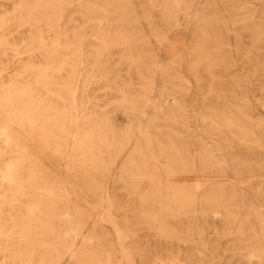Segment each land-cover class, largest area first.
<instances>
[{"label":"rangeland","instance_id":"rangeland-1","mask_svg":"<svg viewBox=\"0 0 264 264\" xmlns=\"http://www.w3.org/2000/svg\"><path fill=\"white\" fill-rule=\"evenodd\" d=\"M119 1L0 0V264H264V0Z\"/></svg>","mask_w":264,"mask_h":264},{"label":"bare ground","instance_id":"bare-ground-1","mask_svg":"<svg viewBox=\"0 0 264 264\" xmlns=\"http://www.w3.org/2000/svg\"><path fill=\"white\" fill-rule=\"evenodd\" d=\"M111 1H112V0H111ZM113 1H114V0H113ZM117 1H119V0H117ZM120 1H122V0H120ZM120 1H119V2H120ZM173 1H174V0H173ZM196 1H197V2H196ZM202 1H203V0H202ZM217 1H218V0H217ZM254 1H255V0H254ZM257 1H258V0H257ZM163 2H164V1H163ZM205 2H206V0H205ZM227 2H228V1H227ZM237 2H238V1H237ZM116 3H117V2H116ZM172 3H173V2H172ZM177 3H178V5H180V7H181V6L183 7V6H186V5L189 6V5L192 4V3H193V4L198 3V0H177ZM199 3H200V2H199ZM219 3H220V2H219ZM157 4H158V3H157ZM163 4H164V3H163ZM165 4H166V3H165ZM169 5H170V4H169ZM195 5H196V4H195ZM199 5H200V4H199ZM216 5H217V3H216ZM244 5H245V4H244ZM118 6H119V5H118ZM165 6H166V5H165ZM167 6H168V4H167ZM191 6H192V5H191ZM200 6L202 7V5H200ZM207 6H208V5H207ZM168 7H170V6H168ZM175 7H177V6H175ZM182 7H181V8H182ZM194 7H195V6H194ZM194 7H193V11H194ZM219 7H220V6H219ZM120 8H121V6H120ZM120 8H119V9H120ZM171 8H172V7H171ZM181 8H179V9H181ZM195 8H196V7H195ZM202 8H203V7H202ZM217 8H218V7H217ZM230 8H231V7H230ZM241 8H243V7H241ZM244 8H245V7H244ZM257 8H258V7H257ZM164 9H165V7H164ZM167 9H168V8H167ZM177 9H178V8H177ZM182 9H183V8H182ZM182 9H181V10H182ZM198 9H199V8H198ZM245 9H246V8H245ZM124 10H125V9H124ZM181 10H180L179 13L182 14ZM221 10H222V9H221ZM223 10H224V9H223ZM226 10H227V9H226ZM236 10H237V9H236ZM239 10H240V9H239ZM168 11H169V9H168ZM191 11H192V10H191ZM191 11H190V12H191ZM193 11H192V12H193ZM205 11H206V10H205ZM237 11H238V10H237ZM185 12H186V11H185ZM185 12H184V13H185ZM196 12H197V11H196ZM198 12H199V11H198ZM256 12H257V10H256ZM193 13H194V12H193ZM203 13H204V12H203ZM203 13H202V14H203ZM211 13H212V12H211ZM224 13H225V10H224ZM236 13H237V12H236ZM253 13H254V12H253ZM263 13H264V12H263ZM181 14H180V15H181ZM191 14H192V13H191ZM202 14H201V15H202ZM219 14H220V13H219ZM225 14H226V13H225ZM255 14H257V13H255ZM183 15H184V14H183ZM189 15H190V14H189ZM189 15H188V16H189ZM198 15H199V14H198ZM211 15H213V14H211ZM215 15H216V14H215ZM226 15H227V14H226ZM141 16H142V15H141ZM188 16H186V17H188ZM195 16H196V15H195ZM208 16H209V15H208ZM208 16H207V18H208ZM217 16H218V14H217ZM220 16H221V15H220ZM224 16H225V15H224ZM224 16H223V17H224ZM135 17H136V16H135ZM143 17H144V16H143ZM182 17H183V16H182ZM197 17H198V16H197ZM201 17H202V16H201ZM212 17H213V16H212ZM212 17H211V18H212ZM223 17H222V18H223ZM253 17H254V15H253ZM130 18H131V17H130ZM195 18H196V17H195ZM199 18H200V17H199ZM204 18H206V17H204ZM204 18H203V19H204ZM209 18H210V17H209ZM217 18H218V17H217ZM141 19L143 20V18H141ZM196 19H198V18H196ZM196 19H194V20H196ZM200 19H202V18H200ZM203 19H202V20H203ZM225 19H226V18H225ZM126 20H127V19H126ZM128 20H129V18H128ZM174 20H175V19H174ZM176 20H177V19H176ZM204 20H206V19H204ZM217 20H218V19H217ZM219 20H221V18H220ZM219 20H218V21H219ZM228 20H229V19H228ZM228 20H226V21L229 23ZM263 20H264V19H263ZM140 21H141V20H140ZM145 21H146V20H145V18H144V22H145ZM252 21H253V20H252ZM103 22H104V21H103ZM193 22H196V21H193ZM216 22H217V21H216ZM106 23H107V22H106ZM129 23H130V22H129ZM145 23H146V22H145ZM210 23H211V22H210ZM214 23H215V22H214ZM131 24H133V23H131ZM223 24H226V23H223ZM105 25H106V24H105ZM105 25H104V26H105ZM228 25H229V24H228ZM230 25H232V24H230ZM254 25H255V24H254ZM105 27H106V26H105ZM105 27H104V28H105ZM135 27H136V26H135ZM231 27H232V26H231ZM104 28H103V29H104ZM259 28H260V27H259ZM262 29H263V28H262ZM229 30H230V29H229ZM245 30H246V29H245ZM249 30H250V29H249ZM259 30H260V29H259ZM232 33H233V31H232ZM258 37H259V36H258ZM256 39H258V38L256 37ZM257 41H258V40H257ZM255 44H256V43H255ZM225 47H226V46H225ZM231 48H232V47H231ZM257 50H258V49H257ZM186 58H187V57H186ZM186 60H187V59H186ZM170 62H171V61H170ZM185 65H186V64H185ZM159 71H160V70H159ZM158 74H159V73H158ZM192 118H194V117H192ZM193 120H194V119H193ZM143 121H144V120H143ZM23 122H24V121H23ZM141 122H142V121H141ZM24 124H25V123H24ZM140 125H141V123H140ZM197 135H198V134H197ZM201 137H202V135H201ZM203 139H205V138H203ZM205 140H206V139H205ZM198 142H199V141H198ZM206 142H207V141H206ZM234 150H235V149H234ZM66 151H67V150H66ZM65 155H66V154H65ZM196 155H197V154H196ZM221 156H222V155H221ZM219 157H220V155H219ZM219 157H218V159H219ZM195 159H196V158H195ZM220 160H221V157H220ZM223 160H224V159H223ZM225 160H226V159H225ZM215 162H216V161H215ZM224 162L226 163V161H224ZM194 163H196V162H194ZM222 163H223V162H222ZM222 163H221V164H222ZM227 163H228V162H227ZM196 164H197V163H196ZM222 165L225 166L224 164H222ZM10 166H11V165H10ZM194 166H195V165H194ZM202 167H203V166H202ZM227 167H228V166H227ZM10 168H11V167H10ZM195 169H196V168H195ZM225 169H226V168H225ZM8 171H10V170H8ZM234 171H235V170H234ZM10 172H11V171H10ZM225 172H226V170H225ZM7 174H8V173H7ZM10 174H11V173H10ZM227 174H228V173H227ZM4 176H5V175H4ZM6 176H8V175H6ZM10 176H11V175H10ZM10 176H9V177H10ZM10 180H11V179H10ZM242 184H245V183H242ZM235 185H236V184H235ZM237 185H238V184H237ZM233 186H234V185H233ZM238 186H239V185H238ZM236 187H237V186H236ZM240 187H241V186H240ZM66 188H67V187H66ZM76 188H77V187H76ZM243 188H244V187H243ZM82 189H83V186H82ZM82 189H81V190H82ZM89 189H90V188H89ZM235 189H236V188H235ZM105 193H106V192H105ZM204 193H205V192H204ZM79 194H80V193H79ZM80 195H82V194H80ZM103 195H104V194H103ZM103 195H102V196H103ZM239 195H240V194H239ZM72 197H73V196H72ZM74 197H75V196H74ZM249 197H251V196H249ZM210 198H211V197H210ZM239 198H240V197H239ZM243 198H244V197H243ZM103 199H104V197H103ZM199 199H200V198H199ZM247 199H248V198H247ZM250 199H253V198L251 197ZM86 200H87V198H86ZM90 200H92V199H90ZM191 200H192V199H191ZM194 200H195V199H194ZM240 200H241V199H240ZM258 200H260V199H258ZM101 202H102V201H101ZM106 202H107V201H106ZM110 202H112V201H110ZM192 202H193V201H192ZM261 202H262V201H261ZM94 203H95V202H94ZM251 203H252V202H251ZM263 203H264V202H263ZM89 204H90V203H89ZM105 204H106V203H105ZM240 204H241V203H240ZM255 204H257V203H255ZM93 205H95V204H93ZM96 205H98V204L96 203ZM251 205H252V204H251ZM98 206H99V205H98ZM109 206H110V205H109ZM109 206H108V207H109ZM194 206H195V203H194ZM240 207H241V205H240ZM194 208H195V207H194ZM251 208H252V207H251ZM257 208L260 209V208H259V205H258ZM254 209H255V208H254V205H253V210H254ZM261 209H262V208H261ZM261 209H260V210H261ZM110 210H111V209H110ZM262 210H263V209H262ZM112 211H113V210H112ZM112 211H111V212H112ZM198 212H199V211H198ZM254 212H255V210H254ZM256 212H257V211H256ZM256 212H255V213H256ZM67 214H68V213H67ZM67 214H66V215H67ZM69 214H70V213H69ZM111 214H112V213H111ZM67 216H68V215H67ZM69 216H70V215H69ZM259 216H261V215H259ZM261 217H262V216H261ZM93 222H94V221H93ZM262 222L264 223L263 220H262ZM75 226H76V225H75ZM75 231H76V230H75ZM108 231H109V230H108ZM72 232H73V231H72ZM78 232H79V230H78ZM85 232H86V230H85ZM85 232H84V233H85ZM84 233H83V234H84ZM262 233H263V232H262ZM257 235H258V234H257ZM75 236H76V235H75ZM83 236H84V235H83ZM254 236H256V235H254ZM77 238H78V236H77ZM80 238H81V237H80ZM123 250H124V248H123ZM125 256H126V255H125Z\"/></svg>","mask_w":264,"mask_h":264}]
</instances>
